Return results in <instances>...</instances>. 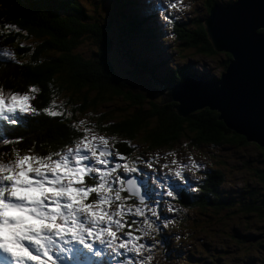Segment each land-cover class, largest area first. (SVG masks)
Listing matches in <instances>:
<instances>
[{"label":"trees","instance_id":"1","mask_svg":"<svg viewBox=\"0 0 264 264\" xmlns=\"http://www.w3.org/2000/svg\"><path fill=\"white\" fill-rule=\"evenodd\" d=\"M99 1L89 0V4H96L97 9ZM117 1L121 14L116 8L113 16L110 11L106 16L94 14L95 9H87L86 3L79 0H0V45L10 53L7 57L0 55V87L5 93L27 92L34 97L31 104L40 110L23 118L18 125L7 127L3 136L14 139L0 145V156L5 157L14 149L22 154L46 156L83 137L85 129H95L98 137H107L113 154H122L127 163L140 160L147 152L159 151L165 152V164H173L174 159L180 163L182 157L172 156L181 149L179 145L207 152L208 148H219V153H206L211 161L206 159L197 164L199 167L192 172L188 185L173 184L176 196L168 198L171 202L166 209L171 218L168 229L165 225L161 227L166 217L159 215L157 219L151 211L146 210V216L153 222L151 228L142 223L143 217H126L129 222L137 219L134 229L147 231L140 240L147 252L144 248L139 255L126 253L115 257L106 253L102 258L82 257L80 264H118L121 260L131 264L146 257L151 259L145 260V264H162L171 250L174 251L171 261L165 264L179 259L188 263L192 260V264H264V208L256 204L264 191V146L247 142L245 135L231 131L217 118L219 112L214 108L203 106L178 117L176 101L160 100L158 86L152 83L158 74L152 72L155 67H150V60L142 56L146 54L145 40L153 42L149 53L156 48L153 38L157 36L160 40L163 32L169 33L164 39L171 38L172 49L177 52L206 58L219 54L217 65L222 69L230 54L212 47L198 15L190 21L161 25L155 17L146 21L139 14L137 0ZM213 1L202 0L205 13ZM148 25L162 28L147 35ZM114 41L121 43L118 63L111 60L113 56L109 53ZM83 43L87 44L84 48ZM161 61L167 79H180L184 75L183 66L170 67L167 57ZM204 73L210 77L208 70ZM29 86L38 91L29 92ZM45 108L62 115L50 117L43 111ZM78 114L86 115L90 124L81 125ZM18 137L22 140L16 142ZM226 151H240L237 164L249 179L235 188L223 186ZM190 164L193 170V162ZM137 176L148 191L147 180L141 173ZM168 183L172 181L166 180L159 189L150 187L151 198L145 201L148 209L151 201L162 200L160 193L166 194ZM121 195L128 193L124 191ZM94 196L93 193L87 202ZM137 202V197H133L124 203ZM115 206L112 205L113 210ZM128 231L125 226L118 235ZM198 235L202 237L193 244ZM171 241L181 245L167 249ZM157 245V250L149 251ZM212 247L217 253H209Z\"/></svg>","mask_w":264,"mask_h":264},{"label":"snow or ice","instance_id":"2","mask_svg":"<svg viewBox=\"0 0 264 264\" xmlns=\"http://www.w3.org/2000/svg\"><path fill=\"white\" fill-rule=\"evenodd\" d=\"M182 2L175 0L168 7H178ZM164 18L171 22L167 15ZM0 55L9 56V50L0 49ZM28 91L38 90L29 86ZM32 99L27 92L5 93L0 87V123L16 126L23 118L38 114L40 110L31 104ZM43 111L50 117L62 115L48 108ZM84 131L85 135L74 140V146H67L66 150L46 156H21L14 149V160H0V264H80L82 257L102 258L106 253L115 257L126 253L139 255L146 247L140 240L147 231L133 228L137 219L131 222L126 219L143 217L142 223L148 228L153 222L146 216V210L159 219V213L145 204L151 194L147 190L142 192L135 176H131L139 169L130 167L122 154H113L108 138L92 136L89 139V130ZM15 139L19 142L22 137ZM9 142L6 135L0 136V143ZM120 160L125 163L117 162ZM193 165L199 167L195 161ZM121 168L124 175L118 174ZM175 177L180 180L169 177L172 183L167 184L166 192L173 198L176 196L173 184L187 180L182 170H177ZM124 191L128 196L121 195ZM93 193L94 198L87 202ZM133 197H138L137 204L124 203ZM125 226L129 231L118 235ZM150 259H141L139 264ZM118 264L124 262L121 260Z\"/></svg>","mask_w":264,"mask_h":264},{"label":"water","instance_id":"3","mask_svg":"<svg viewBox=\"0 0 264 264\" xmlns=\"http://www.w3.org/2000/svg\"><path fill=\"white\" fill-rule=\"evenodd\" d=\"M203 27L212 47L230 54L224 69L218 77L187 75L161 93L162 100L176 101L180 118L203 106L214 108L231 131L264 146V0L213 4ZM256 204L264 208V191Z\"/></svg>","mask_w":264,"mask_h":264},{"label":"rangeland","instance_id":"4","mask_svg":"<svg viewBox=\"0 0 264 264\" xmlns=\"http://www.w3.org/2000/svg\"><path fill=\"white\" fill-rule=\"evenodd\" d=\"M79 1L86 3L87 9H89V10L95 9L96 13H94V14H97V12H99V13H104L107 16L108 12L110 11V12H112V16H113V13H114L113 10L114 9L117 10L118 8H119L118 13H119V15L121 14V10H122L120 8L121 5H120V2H118L117 0H100L98 2L99 7L97 9H96V4L94 6H91L89 4V0H79ZM156 1H160V0H150V3L153 7H156V4H157ZM219 1H221V0H219ZM173 2H175V0H166L165 7L160 8L161 11H165V12L169 13L171 15V17L179 16L183 19V21H190L192 19V17H194L195 15H198L201 21L205 18L204 17L205 16V10L203 8L202 0H183L182 4L178 5V7L169 8L168 4L173 3ZM141 4H142L145 11L151 10L149 3H148V0H141ZM144 10L142 9V13H139L143 17L145 14ZM116 13H117V11H116ZM94 17L96 18V15ZM151 18H153V16L150 15L149 19H151ZM155 20L158 23H161V20L159 19L158 16H155ZM108 27H110V26H108ZM161 28H162V26H159V25H156L155 27H151L150 25H148L147 30L145 31V34H147V35H149L150 33L153 34L155 31H157V29H161ZM109 32H111V30ZM109 32H108V36L110 38ZM206 36L208 37L207 34H206ZM167 37H169V33H165V35L163 37L159 38L160 41H158V37L155 36L153 38V40H154V45H156V48H154V50H152L149 53H147V50L150 49V47H153V42H152V39H150L151 42L146 39L145 40L146 54L144 53L142 55V56L145 55L147 60H150V61H148V64L150 65V67H152V65H153V67H155V68H153L154 70H152V72L153 73L155 72V74H158V75L155 76L156 79L152 83H154L155 85L158 86V89H159V91H161V93H163V94H165V92L167 93L172 86L181 82V80L174 81V80H172V78L167 79L166 77H169V76H167L163 73L165 68H163L164 63L161 60H163L165 57H168L167 54H169V59H170L171 63H176L179 66L185 65V67H183V69L185 70L184 75H188L189 73H191L192 69L193 70L199 69L200 72H202L206 68L210 71V73L213 76H217L218 73L221 71L222 67L220 65H217V58L219 57V54H217V55L214 54L213 56L206 58V57H201V56L200 57L194 56V55L189 54L188 52H177V51L172 49L173 42H172L171 38L164 39ZM208 39H209V42L211 43V40L209 37H208ZM157 42H159L160 45L165 46V49H164L165 53L161 52L162 50L159 47ZM86 46H87V44L83 43L82 48H84ZM119 49L121 50V43L119 41H114L112 46L109 48V53L113 56V58H111V60L114 62H117V63L120 60ZM151 62H154V64H151ZM187 65H190V66H187ZM192 65H194V66H192ZM164 78H166V79H164ZM159 97H160V94H159ZM77 116H78L77 120L79 121V123L81 121H83L82 124L89 123V122H87V121H89V118L86 115L78 114ZM93 131L95 132V129H93ZM93 131H91V132H93ZM92 135H95V134H92ZM72 144H73V142H70L67 144V146H71ZM179 146L181 149L178 150V152L173 153L172 156H175L176 158H179V157H182V158H181L180 163L173 164V165H175L174 169L175 170H182L183 174H185L187 177L192 176V169L190 168V166H191L190 162H191L192 158H195L199 161H203V160L206 161V159L211 161V158L209 155L214 154L215 151H217L219 153V148H214V147L212 148V150L208 148L207 149L208 152H207L201 148H193L192 149L189 147L184 148V145H179ZM62 148L64 149L65 147L63 146ZM175 148H177V147H172L171 149L174 150ZM64 150H66V149H64ZM164 153L165 152H162V151L147 152L142 156V158L140 160H136L133 163L132 162L128 163V165L130 167L138 168L139 171L137 173L138 174L142 173L143 177H145L144 173H146V171L149 170V168L152 169L154 172L158 173V176H163V174L160 172L163 170L166 171V173L173 174L175 176L176 171H173L172 166L165 167V164L163 163V156H165ZM206 153H208L209 155H207ZM238 153H240V151L239 152H237V151H226V156L224 157V162L227 165V167L223 169L224 175H225L224 181H223L224 187L230 186L232 188H235V187L241 185L242 180H245L247 182L249 181V179H247V173H245V171L242 170V168L238 167V164H237V163H239L238 162L239 161V154ZM25 154L32 155L34 153L27 152V153L22 154V151H19V155L22 156ZM153 154L156 156H153ZM10 156L12 158H15L16 151L12 152ZM2 158H3V156H0V160ZM212 161H214V160H212ZM149 164L151 165V167H149ZM182 165L185 167H183L181 169ZM252 181L253 180H251L250 182H252ZM151 184L154 185L152 181H151ZM154 186L158 187L156 185H154ZM162 198L168 199L169 196L164 194L162 196ZM170 203L171 202L169 200H162V202L160 203V205L162 206L161 211L166 210ZM168 224H169V222H166L165 227H167ZM201 237H202V235H198L196 238H194L192 241L193 244H195L197 239L201 238ZM180 245L181 244L179 242L176 243V242L171 241L170 244H167V249L168 248H176L177 246H180ZM158 248H159V246L157 245L156 250ZM144 251L147 252V249L145 248ZM153 251H155V247L153 248ZM173 252L174 251L171 250L168 253L169 258L166 259L162 264H165V263L171 261V256H172ZM209 253L210 254L217 253V249L212 247L209 250ZM140 260L141 259L137 258L135 260V263L139 264ZM181 260L182 259L175 260L173 262V264H192V260L190 261L191 263H188L186 260H184L185 262H183Z\"/></svg>","mask_w":264,"mask_h":264},{"label":"clouds","instance_id":"5","mask_svg":"<svg viewBox=\"0 0 264 264\" xmlns=\"http://www.w3.org/2000/svg\"><path fill=\"white\" fill-rule=\"evenodd\" d=\"M231 1H233V0H221V1H219V0H214L213 2H212V4L211 5H213V4H219V5H224L225 3H229V2H231ZM137 5L138 6H140V8H138L137 9V11L139 12V13H142V9L144 10V8H143V6H142V4L140 3V0H137ZM210 5V6H211ZM144 12H145V14H144V18H145V20L146 21H148V19H149V17L147 16V10L145 11L144 10ZM209 12V11H208ZM151 15V14H150ZM167 15H168V17H169V20L171 21V22H169V21H167V20H165L164 18H160V20H161V25L163 24H167V23H170V24H174V22L175 21H177V20H180L181 22H185V21H183V19L181 18V17H179V16H175V17H171V15L169 14V13H167ZM207 16V13H205V16L204 17H206ZM164 22V23H163ZM258 30H260V29H258ZM164 33V32H163ZM163 36L165 35V33L164 34H162ZM162 36V37H163ZM158 41H160V40H158ZM157 43H159V42H157ZM159 47L161 48V52L162 53H164V48H165V46L163 45V46H160L159 45ZM0 49H2V47H1V45H0ZM167 54V53H166ZM168 55V60L170 61V59H169V54H167ZM230 57V56H229ZM7 59V58H6ZM229 59V58H228ZM2 63V60H1V58H0V64ZM174 64H176V63H171V61H170V63H169V66L171 67V66H174ZM177 65V64H176ZM226 65V64H225ZM178 66V65H177ZM183 67H185V65H182ZM187 66H190V65H187ZM192 66H194V65H192ZM179 67H181V66H179ZM225 67V66H224ZM224 69V68H223ZM223 69H221V71L223 70ZM199 70V69H198ZM196 71V72H194V70L192 69L191 71V73H189L188 75H205V73H204V71L205 70H208V69H206L205 68V70L204 71H202V72H200V70L199 71ZM209 71V70H208ZM221 71L218 73V75L217 76H213L211 73H210V71H209V76L210 77H218L219 75H220V73H221ZM185 76H187V75H183L180 79H174V81H178V80H181V81H183L184 80V78H185ZM198 77V76H197ZM160 100L161 101H166V100H162V98H161V91H160ZM9 126V125H8ZM6 129H8V128H6ZM6 129H4V130H1L0 132H3V134L5 133V131H6ZM94 132V131H93ZM96 133V132H95ZM7 136V135H6ZM105 137V136H104ZM9 138V140H11V139H14L13 137H8ZM3 143H0V145H2ZM65 149V148H64ZM64 149H62V150H64ZM11 154H9V155H7V156H5V158H4V160H7V159H14V158H12L11 156H10ZM23 156V155H22ZM192 162L193 161H195V163H196V165L200 162L199 160H197V159H195V158H192V160H191ZM164 163V162H163ZM165 164V163H164ZM165 165H167V166H172V168H173V171H177V170H175L174 169V166L175 165H173V164H165ZM190 168H192V164H191V166H190ZM195 168L196 167H194V169L192 170V172L195 170ZM118 174H120V175H124L123 174V169H120V170H118ZM137 175H138V173L136 172V173H132L131 174V176H135V177H137ZM191 177H193V173H192V176ZM127 178V177H126ZM189 179H190V177H189ZM189 184V182L187 183V185ZM141 191L143 192V191H145L142 187H141ZM127 192V191H126ZM128 193V192H127ZM137 199H138V197H137ZM162 200H168V199H165V198H162ZM162 200H160L159 201V203H161L162 202ZM145 201H147V199L145 200ZM156 205L155 206V210L159 213V215H161V216H165L166 217V219H167V221H165L164 223H162V225H161V227L162 226H164L165 224H166V222H169L170 220H171V218L168 216V214L170 213L169 211H166V210H163V211H161V210H157L158 208H160V207H158L157 206V204L155 203V201L153 200V201H151L150 203H149V205H150V209H153L152 208V206L153 205ZM162 207V206H161ZM171 222H169V224H170ZM169 224H168V226H169ZM168 226L167 227H164L165 229H168ZM153 248L154 247H152V248H150V252H152L153 251ZM156 248H157V246L155 247V250H156Z\"/></svg>","mask_w":264,"mask_h":264},{"label":"bare ground","instance_id":"6","mask_svg":"<svg viewBox=\"0 0 264 264\" xmlns=\"http://www.w3.org/2000/svg\"><path fill=\"white\" fill-rule=\"evenodd\" d=\"M202 24H203V20H202ZM197 70H194V72H196ZM205 76L208 78V76L205 74Z\"/></svg>","mask_w":264,"mask_h":264}]
</instances>
